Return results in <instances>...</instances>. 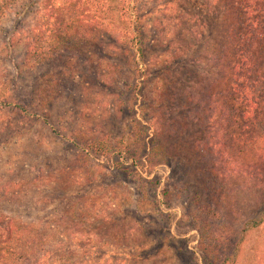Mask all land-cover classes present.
<instances>
[{"label":"rangeland","instance_id":"1","mask_svg":"<svg viewBox=\"0 0 264 264\" xmlns=\"http://www.w3.org/2000/svg\"><path fill=\"white\" fill-rule=\"evenodd\" d=\"M40 1L17 3L0 25V215L32 235L47 231L49 257L66 250L80 257L79 247L89 238L115 245L107 249L115 256L107 264H212L199 243L217 231L223 241L215 244L217 264H254L259 231L241 230L259 218L264 194L235 190L210 196L198 173L206 162L191 150L203 131L185 91L198 87L209 70L212 0L151 1L143 9V58L97 30L78 48L53 50L30 66L22 42ZM68 2L55 0L63 8ZM92 4L86 13L103 15ZM178 53L184 59L171 61ZM155 88L163 91L160 102ZM155 101L168 163L161 159L140 176L117 172L89 184L88 170L76 163L75 144L124 137L136 118L145 136L136 142L129 136V156L144 162L153 135L145 121ZM92 196L110 207L103 220L88 224L86 199ZM100 251L92 264H105L108 256L99 257L107 251Z\"/></svg>","mask_w":264,"mask_h":264},{"label":"trees","instance_id":"2","mask_svg":"<svg viewBox=\"0 0 264 264\" xmlns=\"http://www.w3.org/2000/svg\"><path fill=\"white\" fill-rule=\"evenodd\" d=\"M21 1L25 0H0V25L6 14ZM94 1L103 15L86 13L93 0L83 4H79V0H69L65 8L57 6L55 0H41L35 22L23 36L25 63L30 66L41 63L51 51L60 48L76 49L87 39H94L97 30L110 36L127 52L134 51V55L139 53L143 58L147 42L144 24L147 14H143V9L156 0ZM212 5L213 34L210 37L211 52L207 55L209 70L203 73L198 87L192 85L185 91V101L195 108H191L192 114L203 131L191 150L206 162L198 173L210 196H227L235 190L264 194V0H212ZM152 32L158 34L156 28ZM184 57L178 53L170 59ZM134 63L141 65L139 61ZM140 72L143 79L145 75ZM154 93L157 95L154 99L163 100V91L155 88ZM152 105L146 121L140 116L153 131L144 162L136 154L129 156L132 150L129 136L134 137L135 142L145 136L146 128L136 118L124 137L105 136L75 144L76 163L88 170L85 177L89 184H98L117 172L133 171L134 175L140 176L160 165L161 159L168 163L160 143L164 134L160 108L157 101ZM18 110L25 113L20 107ZM52 132L56 133L55 130ZM123 158L127 162H123ZM86 202L90 208L86 214L88 224L105 218L109 202L99 196L87 198ZM253 231H259L260 238L254 264H264V195L259 218L245 222L241 233L247 235ZM46 235L45 230L40 236L32 235L26 227L0 215V264H92L98 259L96 252H101L100 249L107 251L99 257L108 256L105 264L114 260L115 256L107 250L114 248V244L98 245L89 238L79 247L83 253L80 257L68 250L59 257H49ZM220 237L217 231H212L207 233L206 239L200 238V248L211 257L212 264H217L218 247L215 244L223 243ZM225 239L229 241V238ZM203 240L207 241L202 243ZM224 263L225 260L219 262Z\"/></svg>","mask_w":264,"mask_h":264}]
</instances>
